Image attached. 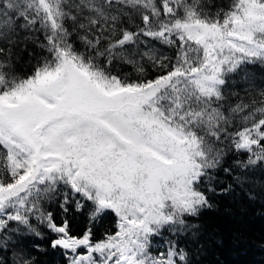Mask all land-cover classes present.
Returning a JSON list of instances; mask_svg holds the SVG:
<instances>
[{
  "label": "snow or ice",
  "instance_id": "obj_1",
  "mask_svg": "<svg viewBox=\"0 0 264 264\" xmlns=\"http://www.w3.org/2000/svg\"><path fill=\"white\" fill-rule=\"evenodd\" d=\"M223 201L264 203V0H0V264H196Z\"/></svg>",
  "mask_w": 264,
  "mask_h": 264
},
{
  "label": "trees",
  "instance_id": "obj_2",
  "mask_svg": "<svg viewBox=\"0 0 264 264\" xmlns=\"http://www.w3.org/2000/svg\"><path fill=\"white\" fill-rule=\"evenodd\" d=\"M19 67L21 71L29 70L27 64ZM69 216L77 227L86 224V214L73 210ZM201 223L207 231L201 244L196 246L199 248L196 264H264V203L234 204L223 201L217 210L205 215ZM113 225L114 217L109 214L96 227V238H101L104 231ZM42 246L46 247V244ZM39 259L41 264H59L60 257L49 250Z\"/></svg>",
  "mask_w": 264,
  "mask_h": 264
}]
</instances>
